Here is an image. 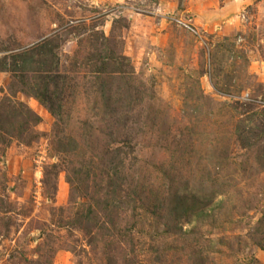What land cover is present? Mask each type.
Listing matches in <instances>:
<instances>
[{
	"label": "rangeland",
	"instance_id": "rangeland-1",
	"mask_svg": "<svg viewBox=\"0 0 264 264\" xmlns=\"http://www.w3.org/2000/svg\"><path fill=\"white\" fill-rule=\"evenodd\" d=\"M0 264H264V0H0Z\"/></svg>",
	"mask_w": 264,
	"mask_h": 264
},
{
	"label": "trees",
	"instance_id": "trees-1",
	"mask_svg": "<svg viewBox=\"0 0 264 264\" xmlns=\"http://www.w3.org/2000/svg\"><path fill=\"white\" fill-rule=\"evenodd\" d=\"M30 113H32L31 111H28V114H30ZM35 116V118L37 119V116L36 115H34Z\"/></svg>",
	"mask_w": 264,
	"mask_h": 264
}]
</instances>
